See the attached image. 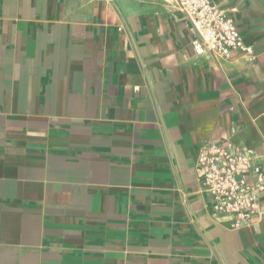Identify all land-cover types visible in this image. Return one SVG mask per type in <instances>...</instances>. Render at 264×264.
<instances>
[{"label": "crops", "instance_id": "1", "mask_svg": "<svg viewBox=\"0 0 264 264\" xmlns=\"http://www.w3.org/2000/svg\"><path fill=\"white\" fill-rule=\"evenodd\" d=\"M214 1L252 61L198 56L164 0H0V264H264V197L233 229L197 162L263 160L264 0Z\"/></svg>", "mask_w": 264, "mask_h": 264}, {"label": "built area", "instance_id": "2", "mask_svg": "<svg viewBox=\"0 0 264 264\" xmlns=\"http://www.w3.org/2000/svg\"><path fill=\"white\" fill-rule=\"evenodd\" d=\"M186 15L192 31L195 53L227 60L240 55L245 62L255 58V48L247 42L235 17L214 0H164ZM236 128L233 133H236ZM205 189L212 196V208L231 219L237 230L252 225L263 214L264 157L229 139L203 141L197 156Z\"/></svg>", "mask_w": 264, "mask_h": 264}]
</instances>
